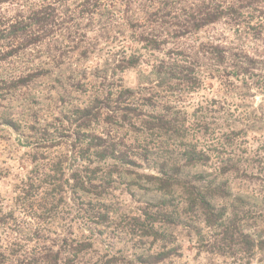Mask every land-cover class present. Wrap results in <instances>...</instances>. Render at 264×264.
Masks as SVG:
<instances>
[{"label": "rangeland", "instance_id": "obj_1", "mask_svg": "<svg viewBox=\"0 0 264 264\" xmlns=\"http://www.w3.org/2000/svg\"><path fill=\"white\" fill-rule=\"evenodd\" d=\"M35 1L63 25L26 47L0 34V264H264V0L238 26L186 32L174 24L205 0ZM15 7L0 4L2 20ZM94 98L123 119L82 117ZM98 138L126 163L94 156ZM192 149L204 166L180 177L231 166L216 183L234 216L207 228L192 210L156 243L151 177Z\"/></svg>", "mask_w": 264, "mask_h": 264}, {"label": "trees", "instance_id": "obj_2", "mask_svg": "<svg viewBox=\"0 0 264 264\" xmlns=\"http://www.w3.org/2000/svg\"><path fill=\"white\" fill-rule=\"evenodd\" d=\"M249 1L250 0H205L202 2L201 6L188 15V20H182V24L177 22V24H174V27L184 32L196 31L221 18H227L230 20L232 26H238L240 20L235 16H242L243 10L249 9L251 6ZM3 3L16 4L14 14L11 18L2 20L3 18L0 17V34L5 33L9 36L12 35L16 48L35 44L43 38L51 36L57 30L61 29L63 25L57 23L58 20L56 17L59 15L56 14L57 8L52 5L40 4L35 0H0V4ZM158 10L159 8L156 11V15L160 13ZM219 53L222 52L219 51ZM173 62L175 63H169L166 67H183L182 65H178L177 61ZM230 62V68L234 71H240V63H238L235 58H232ZM160 64L163 65L164 63ZM241 75H245V70L241 72ZM182 77L185 78L184 75ZM103 100L106 101L107 106H105L106 104L99 105V98H94L92 103L80 110L81 114H83L82 117H88V119L92 120L91 117L96 116L98 119L100 116L99 113L102 111L106 115L108 123L122 120L123 118L117 114V111L113 112L114 109L111 110L113 106L109 104V98H104ZM81 127L85 128L86 124H83ZM156 128L159 129L161 127L156 126ZM91 140L92 139L89 141ZM98 140L99 144L93 145L96 149L94 150V156L100 159L109 158L119 161L120 163H126V157L120 153L117 154L114 147L103 144L104 141H102L101 138H98ZM195 150L196 149H192V151H188L183 155L184 164L182 165L177 162L165 160L161 164L156 176L151 177L156 182V192L159 193L160 200L156 202V218L152 220L151 226L143 235L156 243L160 242L162 245L165 244L167 237L165 234L166 228L162 227H166L169 224L173 226L176 225L175 222L186 219L185 215L190 214L192 210L196 212V215L201 217V222L207 228L222 226L224 222H228L234 216L233 212H227V207L221 204L226 203L230 196L226 182L216 183L217 180H221L219 178H221L222 175L226 174L228 171H232L233 168H229L231 166L227 164L217 166V171L211 175L213 178L209 180L200 179L202 182L197 180L199 178H204L202 175H199V178L193 176L191 177L192 179L180 177L179 173L182 169L204 166L203 162H200L201 160L198 159L199 153ZM167 165H169V168ZM168 197L171 200L177 199L178 201H173L174 203H172L167 200ZM166 208H186L187 211L186 213L183 210L182 213L176 211L174 215H170L165 213ZM195 235L200 237L201 230L196 229ZM169 255L170 252L160 251L152 256H147L146 259L148 260L142 259V262L145 263L149 260H153L152 263H162Z\"/></svg>", "mask_w": 264, "mask_h": 264}]
</instances>
